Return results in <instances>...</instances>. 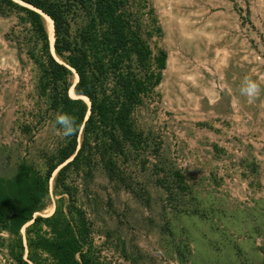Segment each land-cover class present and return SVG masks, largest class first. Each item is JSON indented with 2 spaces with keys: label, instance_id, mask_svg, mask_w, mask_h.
<instances>
[{
  "label": "rangeland",
  "instance_id": "1",
  "mask_svg": "<svg viewBox=\"0 0 264 264\" xmlns=\"http://www.w3.org/2000/svg\"><path fill=\"white\" fill-rule=\"evenodd\" d=\"M129 4L144 40L166 63L160 84L132 116L148 149L116 158L136 195L109 180L100 163L89 176L67 174L96 254L105 264H264V0ZM32 58L44 61L27 16L0 6V190L17 203V188L32 178L37 194L43 184L46 195L28 196L38 212L33 217L46 218L67 201L54 189L56 173L46 184L44 178L68 140ZM245 78L261 90L252 102L240 92ZM161 175L170 197L157 184ZM175 175L186 191L177 190ZM5 239L0 233V264H14Z\"/></svg>",
  "mask_w": 264,
  "mask_h": 264
},
{
  "label": "trees",
  "instance_id": "2",
  "mask_svg": "<svg viewBox=\"0 0 264 264\" xmlns=\"http://www.w3.org/2000/svg\"><path fill=\"white\" fill-rule=\"evenodd\" d=\"M15 1L0 0V6L27 16L43 53L44 61L32 58L41 72L40 89L48 93L52 111L74 119L77 131L67 137L54 161L48 162L44 178L46 184L56 173L54 189L66 195L64 207L55 206L46 218L33 217L38 212L28 194L39 198V192L46 195L47 189L40 184L34 194L29 186L32 178L20 191L16 189L17 203L0 190V233L7 235L5 249L14 264H105L92 244L91 224L72 204L74 191L66 183L67 174L86 177L100 163L109 180L135 194L130 176L116 158H127L128 151L137 158L148 149L149 138L134 130L132 116L141 99L160 84L166 56L161 51L153 54L129 0ZM77 10L84 13L82 17L73 15ZM38 12L52 22L50 49L61 63L49 53L51 43ZM75 18L81 21L71 32L72 24L78 22ZM72 75L75 85L69 83ZM71 88L74 98L68 95ZM158 150L157 144L151 150L155 157ZM140 164L144 169L145 161ZM175 178L177 190L186 191L182 177ZM157 184L169 197L173 195L164 175Z\"/></svg>",
  "mask_w": 264,
  "mask_h": 264
},
{
  "label": "clouds",
  "instance_id": "3",
  "mask_svg": "<svg viewBox=\"0 0 264 264\" xmlns=\"http://www.w3.org/2000/svg\"><path fill=\"white\" fill-rule=\"evenodd\" d=\"M260 88L256 82L249 78H245L241 84V95L248 98L249 102H252L260 93ZM55 124L60 126L62 135L69 137L77 131V126L73 118L65 114H59L55 118Z\"/></svg>",
  "mask_w": 264,
  "mask_h": 264
},
{
  "label": "bare ground",
  "instance_id": "4",
  "mask_svg": "<svg viewBox=\"0 0 264 264\" xmlns=\"http://www.w3.org/2000/svg\"><path fill=\"white\" fill-rule=\"evenodd\" d=\"M12 1H14V2H17V1H15V0H12ZM20 4V3H19ZM20 5H22V4H20ZM38 14H40L41 16H42V18L45 20V22H46V29H47V32H48V37H49V41H50V43H51V48H52V43H53V32H52V22L47 18V17H45V16H43L40 12H38ZM75 79H76V76H75ZM76 82H77V80H76ZM75 84V83H74ZM71 92V97H74V94H73V92H72V88H71V90H70Z\"/></svg>",
  "mask_w": 264,
  "mask_h": 264
},
{
  "label": "water",
  "instance_id": "5",
  "mask_svg": "<svg viewBox=\"0 0 264 264\" xmlns=\"http://www.w3.org/2000/svg\"><path fill=\"white\" fill-rule=\"evenodd\" d=\"M74 87V86H73Z\"/></svg>",
  "mask_w": 264,
  "mask_h": 264
}]
</instances>
